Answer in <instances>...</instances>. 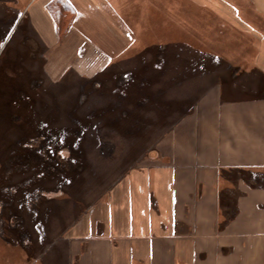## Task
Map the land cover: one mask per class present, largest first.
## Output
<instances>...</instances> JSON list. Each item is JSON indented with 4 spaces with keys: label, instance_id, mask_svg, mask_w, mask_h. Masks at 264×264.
I'll return each instance as SVG.
<instances>
[{
    "label": "rangeland",
    "instance_id": "obj_1",
    "mask_svg": "<svg viewBox=\"0 0 264 264\" xmlns=\"http://www.w3.org/2000/svg\"><path fill=\"white\" fill-rule=\"evenodd\" d=\"M27 1L0 0V264H63L58 218L135 200L107 190L150 164L194 105L258 94L264 19L243 0L223 2L226 16L197 0H131L122 13L135 41L76 50L72 34L55 44L42 0ZM131 178L128 193H138L142 177Z\"/></svg>",
    "mask_w": 264,
    "mask_h": 264
},
{
    "label": "crops",
    "instance_id": "obj_2",
    "mask_svg": "<svg viewBox=\"0 0 264 264\" xmlns=\"http://www.w3.org/2000/svg\"><path fill=\"white\" fill-rule=\"evenodd\" d=\"M50 1L42 0V9L55 44L65 41L67 34H72L76 50L100 49L98 42L122 49L136 40L122 13L131 0H64L73 8V17L61 38L48 9ZM197 1L205 10L214 8L226 16L222 4L232 0ZM243 1L264 19V0ZM86 26L98 34L97 40H81L77 32ZM254 64L264 78L259 57ZM251 86L260 87L255 97L222 102L215 93L206 107L194 105L192 115L160 141L156 155L146 157L150 164L143 163L136 174L124 172L120 182L107 190L113 195L121 190L124 198L135 200L83 204L74 218H58L55 239L63 242V264H264V188L250 186L241 173L264 172V84L257 81ZM241 87L235 90L249 92ZM223 173L231 179L223 178ZM132 175L142 177L138 193H128Z\"/></svg>",
    "mask_w": 264,
    "mask_h": 264
},
{
    "label": "trees",
    "instance_id": "obj_3",
    "mask_svg": "<svg viewBox=\"0 0 264 264\" xmlns=\"http://www.w3.org/2000/svg\"><path fill=\"white\" fill-rule=\"evenodd\" d=\"M49 12L51 14V17L55 23V31H56V35L58 38H61L64 33L66 32V30L68 29L70 22L72 20L73 17V8L64 0H51L50 4L48 6ZM69 14V16H67ZM70 161H67L66 165L69 166ZM66 165H62V166H66ZM73 169V168H72ZM241 173H243L244 177L246 174H251V172L249 173H245L244 170L241 171ZM247 177V176H246ZM250 180H252V183L248 184L250 186H259V187H263L264 188V174L259 172V173H252V175L248 176ZM221 200H223V198H220Z\"/></svg>",
    "mask_w": 264,
    "mask_h": 264
}]
</instances>
